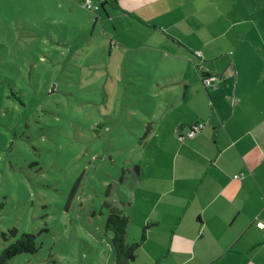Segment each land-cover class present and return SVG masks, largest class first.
<instances>
[{
	"label": "rangeland",
	"instance_id": "374dc122",
	"mask_svg": "<svg viewBox=\"0 0 264 264\" xmlns=\"http://www.w3.org/2000/svg\"><path fill=\"white\" fill-rule=\"evenodd\" d=\"M118 2L161 24L166 1ZM239 2L264 32V0ZM94 16L79 0H0V251L23 233L38 246L8 264H115L103 203L126 202L139 158H155L142 144L173 65L132 50L136 23Z\"/></svg>",
	"mask_w": 264,
	"mask_h": 264
},
{
	"label": "crops",
	"instance_id": "0c3cea01",
	"mask_svg": "<svg viewBox=\"0 0 264 264\" xmlns=\"http://www.w3.org/2000/svg\"><path fill=\"white\" fill-rule=\"evenodd\" d=\"M164 1L161 24L118 0L93 13L95 23H136L132 50L153 46L173 65L160 77L172 83L160 93L167 108L142 144L155 158H139L125 202L127 242L145 236L131 264H264V32L239 0Z\"/></svg>",
	"mask_w": 264,
	"mask_h": 264
},
{
	"label": "trees",
	"instance_id": "16d2710c",
	"mask_svg": "<svg viewBox=\"0 0 264 264\" xmlns=\"http://www.w3.org/2000/svg\"><path fill=\"white\" fill-rule=\"evenodd\" d=\"M104 4H102L103 6ZM104 9V7H102ZM100 8V9H101ZM152 126H150V129ZM149 132L147 133V135ZM139 167L136 166V171L139 173ZM103 207L108 211L106 219V232L112 234L110 245L112 247L115 264H131V256L140 248L145 240L142 235L140 240L135 244H129L128 228L130 217L127 214L125 202L116 203L112 200H105ZM17 233L16 230L11 231L12 235ZM38 251L36 236L30 233L21 234L14 242L9 243L0 251V264H8L13 258L23 253L34 254Z\"/></svg>",
	"mask_w": 264,
	"mask_h": 264
},
{
	"label": "built area",
	"instance_id": "2783aa9c",
	"mask_svg": "<svg viewBox=\"0 0 264 264\" xmlns=\"http://www.w3.org/2000/svg\"><path fill=\"white\" fill-rule=\"evenodd\" d=\"M103 0L97 1V0H81V5L84 9L88 10L89 12L98 13V11L101 8ZM197 55L199 57L202 56L200 52H197ZM204 85L205 87L209 88H215V82L212 78H204ZM204 126L203 123H200L195 128H191L190 131L187 134V138H192L197 134L198 131ZM240 175L235 176V178H240Z\"/></svg>",
	"mask_w": 264,
	"mask_h": 264
},
{
	"label": "water",
	"instance_id": "95a60500",
	"mask_svg": "<svg viewBox=\"0 0 264 264\" xmlns=\"http://www.w3.org/2000/svg\"><path fill=\"white\" fill-rule=\"evenodd\" d=\"M135 259V256L134 255H132L131 256V261H133Z\"/></svg>",
	"mask_w": 264,
	"mask_h": 264
}]
</instances>
